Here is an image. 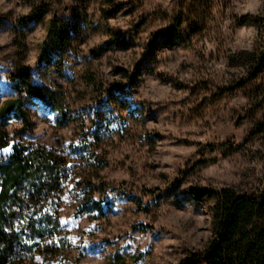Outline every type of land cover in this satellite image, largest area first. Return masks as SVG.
Segmentation results:
<instances>
[{"label": "rangeland", "instance_id": "1", "mask_svg": "<svg viewBox=\"0 0 264 264\" xmlns=\"http://www.w3.org/2000/svg\"><path fill=\"white\" fill-rule=\"evenodd\" d=\"M41 2L51 13L32 23ZM54 19L62 52L45 66ZM37 64L39 85L63 90L67 124L25 101L27 122L13 112L2 131L72 168L16 221L45 233L24 236L32 250L15 264H204L219 192L264 195V0H0V113L18 68ZM129 93L131 109L118 102Z\"/></svg>", "mask_w": 264, "mask_h": 264}, {"label": "trees", "instance_id": "2", "mask_svg": "<svg viewBox=\"0 0 264 264\" xmlns=\"http://www.w3.org/2000/svg\"><path fill=\"white\" fill-rule=\"evenodd\" d=\"M24 1L32 3L35 0ZM50 13V5L41 2L29 21L40 23ZM253 19L246 16L240 23L246 24ZM60 25V19L52 20L49 30L51 45L42 48L41 62L45 66H49L62 52ZM12 77L10 83L16 98L7 103L0 115L6 111L23 114L24 102L27 101L47 108L60 127L67 124L68 112L61 88L34 83L31 69L24 66L19 67ZM23 117L27 122V117ZM4 126L0 127V147L6 146L5 138H8L7 132L2 131ZM67 175L66 162L45 148L17 146L10 158L0 157V264H15L21 251L27 253L32 250L23 245L24 236L45 233L39 223L31 224L23 234L19 233L15 228L16 221L28 214L31 207L32 213L38 214L52 193L62 192ZM194 195L198 198L200 194ZM213 212V237L204 250L196 254V258L204 264H264V195L255 197L223 189ZM51 221L53 219L49 217Z\"/></svg>", "mask_w": 264, "mask_h": 264}, {"label": "snow or ice", "instance_id": "3", "mask_svg": "<svg viewBox=\"0 0 264 264\" xmlns=\"http://www.w3.org/2000/svg\"><path fill=\"white\" fill-rule=\"evenodd\" d=\"M119 35L123 39H128L129 38V34L127 32L119 33ZM106 46H108V45H106ZM41 73H42L41 66L39 64H37L36 67H34L32 69V80L35 83H37V84L42 83V81L40 80ZM74 75L75 74L72 73L73 78H74ZM4 86L7 87L8 86L7 83H5ZM0 100H2V97H0ZM118 102L121 104V106L128 107L129 109H131L132 106L136 103L135 97L131 93H129L127 95L126 99H121ZM29 107H30V105H29ZM114 112H115V109L114 108H110V114L114 113ZM45 116H47V113H45ZM15 119H16L15 116H13L10 112L6 111L3 115H0V127L15 122ZM113 126H115V125H113ZM67 143H70L72 145V148H77V147L81 146L79 143H75V144H72V142H67ZM5 144H6V146L0 147V157L10 158L13 155L14 150L17 147L18 142L14 138L9 140L6 137L5 138ZM67 168H69V169L72 168V165H67ZM65 188H68V186L65 185ZM71 191H72V189L69 188V192H71ZM96 215H99V213H97ZM75 222H76L75 218H72L70 220H64L63 221V226L67 227L69 224H72V223H75ZM77 227H78V225H77ZM17 231H19V229H17ZM84 231L88 232V233H94L96 231V226L92 225V227H90L88 229H84ZM136 239H139V237H136ZM68 240L71 243H76V241L72 240L71 237H69ZM106 242H107L106 240L100 241V242H98V245L102 246ZM47 243L56 244L57 246H59V242L55 241V240L47 241ZM80 247H81V250H84V249H87V248L91 247V245L88 244L87 242H84L82 245H80ZM141 250L143 251V249H141Z\"/></svg>", "mask_w": 264, "mask_h": 264}]
</instances>
